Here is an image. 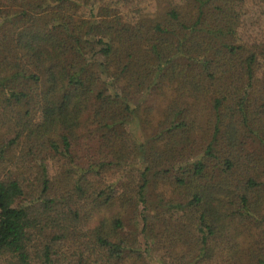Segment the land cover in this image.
<instances>
[{
    "label": "trees",
    "instance_id": "obj_1",
    "mask_svg": "<svg viewBox=\"0 0 264 264\" xmlns=\"http://www.w3.org/2000/svg\"><path fill=\"white\" fill-rule=\"evenodd\" d=\"M100 1L0 0V264H264V31Z\"/></svg>",
    "mask_w": 264,
    "mask_h": 264
},
{
    "label": "rangeland",
    "instance_id": "obj_2",
    "mask_svg": "<svg viewBox=\"0 0 264 264\" xmlns=\"http://www.w3.org/2000/svg\"><path fill=\"white\" fill-rule=\"evenodd\" d=\"M165 0H150V1H130L128 3L119 0H101L100 4L117 7L124 18L128 20H134L139 13L154 12L163 6ZM175 3H179L182 0H171ZM260 2V1H259ZM258 0H242L241 8L245 12L247 21L239 30L238 39L243 44L251 43L253 37L259 32L264 31V6L257 5ZM259 62L261 64L260 72L264 73V56H259ZM264 77V76H263ZM136 97V98H135ZM138 96H134L133 99H137ZM134 130L136 134L141 137L138 122L134 123ZM56 174V167L49 165V175L53 177ZM142 241L146 243L148 240L143 234ZM149 264H160L159 259L153 256V253H148Z\"/></svg>",
    "mask_w": 264,
    "mask_h": 264
}]
</instances>
